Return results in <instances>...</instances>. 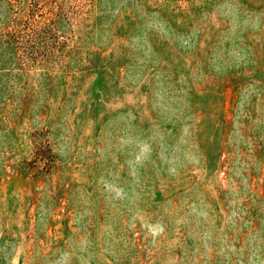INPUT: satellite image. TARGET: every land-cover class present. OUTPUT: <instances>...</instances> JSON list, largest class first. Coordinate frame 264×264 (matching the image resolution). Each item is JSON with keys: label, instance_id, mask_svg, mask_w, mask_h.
Listing matches in <instances>:
<instances>
[{"label": "rangeland", "instance_id": "374dc122", "mask_svg": "<svg viewBox=\"0 0 264 264\" xmlns=\"http://www.w3.org/2000/svg\"><path fill=\"white\" fill-rule=\"evenodd\" d=\"M0 264H264V0H0Z\"/></svg>", "mask_w": 264, "mask_h": 264}]
</instances>
